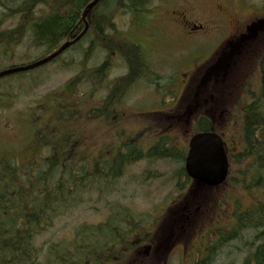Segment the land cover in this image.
<instances>
[{
	"label": "rangeland",
	"instance_id": "obj_1",
	"mask_svg": "<svg viewBox=\"0 0 264 264\" xmlns=\"http://www.w3.org/2000/svg\"><path fill=\"white\" fill-rule=\"evenodd\" d=\"M11 3L10 0H0L2 5ZM13 5L12 8L16 3ZM102 5L108 6L105 3ZM168 7L169 10H167ZM190 7L196 9L197 17L193 19L203 25L204 29L188 30L183 33L169 17L173 15L174 11L187 10ZM162 9H166V12H163ZM7 10L0 7V20H4L3 28L5 30L14 29L19 20L9 18L6 15ZM124 10V7L122 10L117 9V12L113 10L116 12L114 21L116 26L113 25V27H116L120 34L121 31L126 30V27L121 24L122 19H125L126 22L129 20L128 14L124 13ZM152 10L147 20L154 26L151 30L156 33L159 44L152 45L142 38L139 40L144 47L159 56L152 60L159 72V78L156 77L152 80L153 85L151 82H147V84L132 88L127 97V103L112 107L115 116L105 119V124L102 120L90 124L85 118L83 119L85 121L76 122L74 125L77 127L76 132L80 136L87 134L83 145L85 156H98L102 151L103 155L109 158L111 155L108 150L109 145L116 141V137L112 138L114 129L121 130L120 135L123 141L135 144L144 152L158 144L161 137L168 136L171 140L169 146L174 144L176 147L171 150L173 154L181 155L179 152L181 150L187 153L189 141L198 131V120L204 116L203 110L214 105L209 97L211 94L216 95L218 91V87L205 82L204 76L218 60L215 53L220 51V42L224 38L223 35L228 32V29L223 26L224 22L228 24L229 20L238 17L241 21L240 27H243L250 19L249 23L263 19L264 0H155ZM223 10L225 13L222 12ZM158 11L163 12V16H159ZM39 12L47 13L43 6L39 7ZM93 13H99L97 7ZM107 14L105 18L95 15L94 24L100 26L104 25L105 21L112 20L114 15ZM231 31L235 36L242 33L244 29ZM108 33L112 34L110 31ZM113 37L114 41L119 44V33L114 32ZM230 39L231 37H228L224 40ZM31 40V36H28L21 45L13 50L0 46V72L33 64L47 54L45 48L33 47ZM166 44H169L168 47ZM96 45H98L96 42L92 43L90 39H87L77 49L67 50L55 62L29 72L0 79V155L12 153L15 157H21L27 143L35 137L32 135V126L35 125L37 116L41 117L37 124L38 129L55 123L51 118V113L47 112V106L51 99L57 96L55 94L69 81L77 79L80 65L84 64L85 67L98 65L107 59L109 52L103 53L97 50ZM233 62L235 63L232 67L234 75L231 73L228 76L229 82H225L227 85L224 86V89L232 93L229 98L234 99L237 91V87L234 85H237L244 77L250 79L249 81L255 79L253 67H251V49H246L243 53H236ZM119 66L120 63L116 61L112 77L119 74ZM78 80L81 79L78 78ZM75 81L77 82V80ZM74 88L77 89V98L69 100L70 104L84 108L83 111L90 110L93 105L100 107L102 103L99 99L100 93L96 95L95 100L92 99V102L91 98L87 99L89 96L87 83L78 84L77 82ZM153 89H156L157 95L152 94ZM57 97L61 98L59 95ZM84 98L88 100V106L87 100L84 101ZM82 101L84 103L80 104ZM107 107L109 108L108 103ZM126 111L132 113L124 114ZM154 111H158V113L151 114ZM213 120L219 132L228 135L232 131L228 130V123L231 122L230 117H216ZM110 121L114 123V129L107 124ZM236 121L240 120L236 119ZM233 130L240 137L239 127L235 125ZM237 135L236 139H238ZM241 151L242 149L232 151L236 154L235 161L239 170L241 163L237 158ZM44 154L47 155L48 152L46 151ZM35 160L40 159L37 157ZM257 164L252 163L251 168L245 170V176L243 175L244 170L241 171L239 177L237 173L233 189L228 185L226 186L227 190L210 192L204 188L187 184L184 175L180 178L177 177V173L182 167L184 168L183 161L175 162L171 158L139 160L129 166L126 174L115 185L113 192L106 194L104 199L97 200L98 194L96 190H93L92 194L84 198L82 204L69 208L65 215L56 221L54 228L38 239L37 244L49 248L52 244L71 240L78 227L105 223L108 216L115 211L113 209L115 206H125L140 216L141 222L149 228L155 250L150 253V258H146L143 252L148 244H143L131 254V257L117 260L119 263L115 264H165L164 261L167 259L166 264H191L189 261L187 263L182 261V249L174 251L172 256L170 252L173 245L184 244V239L189 236L180 234L175 237H167L166 233L163 235L164 228L170 229L173 226L175 221L172 217L177 218L176 223L186 224L191 229L204 223H215L212 222V217L214 220L216 219L217 214L221 212V207L231 208L232 199L237 201L235 213L241 212L240 207L246 209L255 205L257 198L264 199V185L255 184L258 181V174L251 177V169H255ZM242 168L244 167L242 166ZM174 205L175 208L180 206L181 212L175 208V210L169 208ZM159 223L163 226L158 230V233L155 227ZM141 232L144 231L141 229ZM193 232L194 230L191 234ZM146 237L147 235L144 236V238ZM237 245L239 244L230 245L226 249L232 252L231 247ZM243 259L244 255L237 256L235 254L234 261L232 259L225 263L237 264ZM214 264L216 263L214 262Z\"/></svg>",
	"mask_w": 264,
	"mask_h": 264
},
{
	"label": "trees",
	"instance_id": "obj_2",
	"mask_svg": "<svg viewBox=\"0 0 264 264\" xmlns=\"http://www.w3.org/2000/svg\"><path fill=\"white\" fill-rule=\"evenodd\" d=\"M10 1L11 4H0V7L8 9L6 15L9 18L19 21L14 29L5 30L4 20H0V46L13 50L31 36L33 47H43L47 51L43 59L83 32L82 12L93 0H56L46 14L38 9L49 0ZM124 2L129 11L136 10V25L147 23L154 0ZM111 3H118L121 7L123 0H111ZM113 20L109 23L112 29ZM87 39L96 42V46L102 49L118 47L114 37L106 32L98 34L95 39L87 33L70 49H77ZM80 66L85 67L84 64ZM86 72L78 76L81 80L69 81L55 94L60 99L57 96L51 99L47 112L51 113L54 124L38 129L41 117H36L32 126L35 137L27 143L21 157L12 153L0 155V264H115L138 247L135 237L142 234L140 228L143 227L145 232L149 230L144 227L140 216L125 206H115V211L105 223L78 227L71 240H63L49 248L37 244L38 239L54 228L56 221L69 208L82 204L93 190L98 194L97 200L113 192L129 166L139 160H177L182 155L171 152L175 148L169 146L171 141L168 137L144 152L135 144L123 141L122 136L116 133L112 137H116V141L108 149L111 152L109 158L102 151L98 156H85L83 145L87 134L80 136L74 125L85 121L84 118L90 122L91 114L89 110L83 111L84 108L70 104L69 100L77 98V89L74 88L77 82L88 83L89 69ZM138 77L136 74L133 80L128 79L122 84V89L126 92ZM117 104L113 102L111 106ZM107 109L104 102L100 112ZM97 113L96 119H101ZM199 127L203 131L211 128L205 119L199 121ZM256 139L264 145V115L246 120L245 143L249 149H245L242 159L251 157V145L256 143ZM46 151L47 155L44 154ZM37 157L40 160H35ZM260 161L256 185H264V161ZM241 209L234 233L224 235V248L239 244L235 246L238 248L237 256L244 255V259L237 264H264V199L257 198L255 205ZM212 247L216 249L217 244ZM232 259L234 261V256ZM215 261L214 255L203 256L196 264H214Z\"/></svg>",
	"mask_w": 264,
	"mask_h": 264
},
{
	"label": "flooded vegetation",
	"instance_id": "obj_3",
	"mask_svg": "<svg viewBox=\"0 0 264 264\" xmlns=\"http://www.w3.org/2000/svg\"><path fill=\"white\" fill-rule=\"evenodd\" d=\"M102 3L108 4V6H103ZM112 6L114 7V4L111 3V0H101L97 5L99 13H92L91 18L89 19L88 16L87 19L89 26L87 33H90L93 39H95L98 34H104L109 31L111 33L118 32L120 36L117 48L100 49L103 53H106L107 51L109 52L107 59H104L103 62L97 66L94 65L89 67L90 77L88 83L90 85L91 98L95 100L96 95L100 93L101 96L99 99H102V102L108 103L110 108L111 101H121L124 98L123 101L127 103V91L124 92L122 84L126 83L128 79L133 80L136 74H138L139 77L134 84L139 85L147 84V82H151L153 85L152 80L154 78L156 79V77L159 78V72L155 68L154 62L149 58V54L152 52L149 48L144 47L141 41H138L142 38V40L149 41L152 45H156V43L159 44L157 40L158 37L155 35L156 33L151 30L154 26L147 21L146 15H144V17L147 23H137L136 25V10L131 9L128 11L126 9L124 13L128 14L129 20L126 22L125 19H122L123 22L121 24L126 27V30L121 31V34L116 27H113L114 30L110 27L109 23L111 20H108L109 22L105 21V24L100 26L94 24V16L98 15L99 18H105L108 15L107 13H111L110 10L112 9ZM162 10L163 12H166V9ZM167 10H169V7ZM163 12L158 11L157 13L159 16H163ZM222 12L225 13V10ZM196 17V9L190 7L187 10L174 11L173 15L169 18L173 19V22L176 23L179 31L186 33L188 30L204 29L203 25L198 23L196 19H193ZM250 20L243 27H240L241 21L238 17H234V20H229L228 24L227 22H224L223 26L228 29V32L223 35L224 38L220 42V51L215 53L218 60L215 66L208 69L204 76L205 82L209 85L213 84L212 86L218 87V91L216 95H210L209 99L214 102V105H211L210 108L204 109V116L202 117L209 118L211 123L215 126L217 125L213 119L216 117L228 116L231 119V122L228 123V130L231 129L232 131H230L228 135L226 133L218 132L224 140L229 169L226 182L219 186L217 190H227L226 186L228 185H230L232 189L234 188L233 183L236 181L237 173L239 174L240 170L236 165V154L232 151L234 149H243V151L244 149H249V146L245 143L246 120L250 117L255 118L257 115H264V21L261 23L259 22L261 19H258L249 23ZM251 25H253L252 30ZM240 28H243L244 31L233 36L234 34L231 30L238 31ZM227 36L231 37V39L224 40L225 38H228ZM166 45L168 47L169 44ZM246 49H251V67H253L252 71L254 72L255 79L254 81H249L250 79H246V77L242 78L237 85H234L237 87L234 99L229 98V95H232V93H229L224 89V86L227 85L225 82H229L228 76L231 73L233 74L232 67L235 65L233 61L235 60L236 53H243ZM114 61H118L120 66L118 68L119 74L112 77L111 74L114 70ZM97 68H99L98 74ZM99 83H101V85H99ZM157 93L156 89H153L152 94L157 95ZM93 106V109H91V117L93 118V122H96L97 109L95 105ZM117 106L118 105H116V107ZM120 110H122V108H120ZM127 113V111L124 112V114ZM153 113H158V111L152 112L151 114ZM110 114L111 112L108 110L100 112L103 124H105V119H107ZM236 119L240 121L238 122ZM235 125L240 129V137L235 134L233 130ZM236 135L238 139H236ZM240 138L242 140L239 142ZM255 142L256 143L251 145V162L254 164L258 163L261 159L264 161V145H262L257 139ZM188 182L194 184L191 179H189ZM184 188H186V186H184ZM175 204H177V202H175ZM232 204L233 212L231 226L228 228L217 225L212 226V224L209 223L191 229V227L184 224L180 225L174 223L170 229L164 230L163 235L167 233V237H175L180 234L185 235L186 237L189 236L187 239L185 238L186 241L184 239V244H180L179 246L173 245L170 252L172 253L175 250L182 249V261L185 263L189 261L192 264H196L199 258L210 255L215 256L216 264H224L225 261L232 260V257L235 254L238 255V248L231 247L233 249L231 252L228 251L229 249H226L227 247L224 248L223 245L224 235L233 234L235 231L234 228L237 225V216L239 213H235L234 207L236 201L234 199H232ZM175 209H177L178 212H181L180 206H176ZM182 209L184 208L182 207ZM224 218L225 215L221 214L219 220H224L225 222L226 220ZM192 230H194V232L191 234ZM215 243L217 244V247L216 249H213L212 245Z\"/></svg>",
	"mask_w": 264,
	"mask_h": 264
},
{
	"label": "water",
	"instance_id": "obj_4",
	"mask_svg": "<svg viewBox=\"0 0 264 264\" xmlns=\"http://www.w3.org/2000/svg\"><path fill=\"white\" fill-rule=\"evenodd\" d=\"M99 1L100 0H93V2L85 8L82 15V19L85 23L87 21V16ZM87 30L88 26H86L85 30L76 39L66 42L55 53L40 61L28 66L11 68L0 72V79L28 72L50 63L82 39ZM227 161L222 138L212 132L199 133L193 136L189 143V152L186 158L185 169L188 176L194 181L208 187H216L226 180L228 172ZM149 250L150 248H148L146 253H148Z\"/></svg>",
	"mask_w": 264,
	"mask_h": 264
},
{
	"label": "bare ground",
	"instance_id": "obj_5",
	"mask_svg": "<svg viewBox=\"0 0 264 264\" xmlns=\"http://www.w3.org/2000/svg\"><path fill=\"white\" fill-rule=\"evenodd\" d=\"M95 7H96V6H95ZM95 7H94V8H95ZM94 8H93V9H94ZM93 9H92V10H93ZM140 72H141V71H140Z\"/></svg>",
	"mask_w": 264,
	"mask_h": 264
}]
</instances>
